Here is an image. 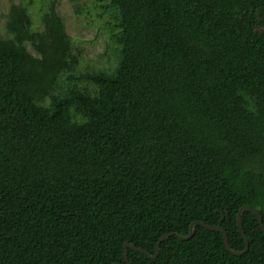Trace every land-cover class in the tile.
Here are the masks:
<instances>
[{
  "label": "trees",
  "instance_id": "trees-1",
  "mask_svg": "<svg viewBox=\"0 0 264 264\" xmlns=\"http://www.w3.org/2000/svg\"><path fill=\"white\" fill-rule=\"evenodd\" d=\"M114 10L115 69L76 64L50 6L26 4L0 38V264H126L165 233L236 217L264 227V0H95ZM30 46L31 52L27 46ZM49 99V104L44 101ZM76 116H80L78 121ZM248 249L195 226L130 264H264V232L240 216Z\"/></svg>",
  "mask_w": 264,
  "mask_h": 264
},
{
  "label": "rangeland",
  "instance_id": "rangeland-1",
  "mask_svg": "<svg viewBox=\"0 0 264 264\" xmlns=\"http://www.w3.org/2000/svg\"><path fill=\"white\" fill-rule=\"evenodd\" d=\"M20 4H26L30 24L35 31L41 30V14L54 5L71 38L76 64L60 78L54 94L64 95L71 86L85 88L94 94L95 85L77 77L98 71L111 73L115 69L119 55V46L112 38L117 31L116 12L105 10L95 0H0V38L8 37L5 23L9 8ZM27 48L33 52L29 45ZM44 104L48 105L49 99ZM76 119L80 121L81 117L76 116Z\"/></svg>",
  "mask_w": 264,
  "mask_h": 264
},
{
  "label": "water",
  "instance_id": "water-1",
  "mask_svg": "<svg viewBox=\"0 0 264 264\" xmlns=\"http://www.w3.org/2000/svg\"><path fill=\"white\" fill-rule=\"evenodd\" d=\"M244 211H251V212L255 215V217H256V219H257V221H258V224H259L261 230L264 232V227H263V225H262V220H261V217H260L259 213H258L255 209L251 208L250 206H247V205H246V206H242V207L239 209V211H238V213H237V217H236V222H237L238 231H239L240 235L242 236V238H243V240H244V243H245L244 250H242V251H240V252L233 251V250H231V249L229 248L228 243H227V237H226V234H225L224 230L222 229V227H220V226H210V225H206V224H204V223L201 222V221H194V222L191 223V225H190V227H189V233H188L186 236H183V237H182V236H178L177 234L172 233V232H171V233H165V234L161 235V236L159 237L157 243H156V246H155V250H154V254H153V255H150V254H148V253H146V252H143V250L140 249V248H134V247H132L131 245H129L128 243L125 242V243H124V250H123L124 260H125L126 264H130L129 261H128V257H127V248L133 249V250H135V251L143 252V253H145L149 258L155 259L156 256H157V254H158L159 245H160V243H161L166 237H168V236H177V238L180 239V240H187V239H189V238L192 236V234H193V229H194L195 226H201V227H203V228H205V229H207V230H217V231H220L221 234H222V238H223V243H224V247H225V249H226L229 253H231V254H233V255H236V256H237V255H241V254H243L244 252H246L247 249H248V241H247L246 236H245V234H244V232H243V230H242L241 221H240L241 213L244 212Z\"/></svg>",
  "mask_w": 264,
  "mask_h": 264
}]
</instances>
